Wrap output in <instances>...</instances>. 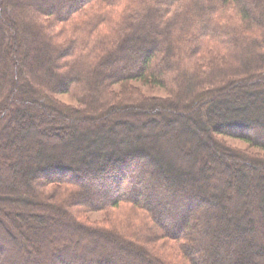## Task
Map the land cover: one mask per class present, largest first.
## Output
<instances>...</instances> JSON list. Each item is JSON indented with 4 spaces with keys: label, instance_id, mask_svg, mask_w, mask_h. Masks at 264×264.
Wrapping results in <instances>:
<instances>
[{
    "label": "trees",
    "instance_id": "obj_1",
    "mask_svg": "<svg viewBox=\"0 0 264 264\" xmlns=\"http://www.w3.org/2000/svg\"><path fill=\"white\" fill-rule=\"evenodd\" d=\"M29 1L0 0V59L9 54L14 67L11 78L0 71V131L20 143L23 130L42 134L36 125L63 119L70 131L52 134L72 149L40 143L0 156V264H264V185L226 203L224 191L191 181L198 166L223 161L221 151L264 174V160L218 142L264 151V0ZM14 14L30 21L21 27ZM36 34L37 52L16 62ZM133 82L166 90L169 101L145 99ZM60 94L80 107L62 106ZM28 104L51 116L12 124ZM162 110L201 130L203 139L190 133L211 148L201 165L182 170L131 135L113 139L120 120L111 118L128 115L121 125L135 129L140 115ZM94 181L92 195L110 193L105 201L88 197L83 182ZM92 212L107 223H90Z\"/></svg>",
    "mask_w": 264,
    "mask_h": 264
},
{
    "label": "rangeland",
    "instance_id": "obj_2",
    "mask_svg": "<svg viewBox=\"0 0 264 264\" xmlns=\"http://www.w3.org/2000/svg\"><path fill=\"white\" fill-rule=\"evenodd\" d=\"M46 1L53 2V0H46ZM21 2L28 9L31 6H33V3L30 2L29 0H21ZM38 5L39 3L37 4V6ZM12 20L17 25H20V26H21V21H23L24 24L30 21V19L28 21V19H25L23 16L21 19L15 14L13 15ZM0 22H1V19H0ZM38 39L40 40L39 35L36 34V36H34L33 39L26 40L27 43L25 41L24 48L23 49L21 48L19 50L20 57L17 58L16 62L18 63L23 62L25 64L26 61L27 62L30 61L31 57L29 58V52L27 49L28 48L31 49L30 54H33L34 51L37 52L39 48L37 46L38 41H39ZM22 53H23V58H21ZM9 56H10L9 54H6L4 59H0V71L2 70V68H5L7 71V77L11 78V76L13 77V74H14V67L10 63L11 60ZM124 66H125V63H124ZM121 67H123V62H117V65L116 67L113 68V70L119 71ZM132 84L138 90V92L140 93V96L145 97V99L152 98V99H156L160 101H169V97H170L169 94L166 92V90L160 87H151L148 85L146 86V85H142L140 82H133ZM4 86H6V89H8L10 87L9 82H6ZM113 90L117 92L121 89L119 87H114ZM54 99L56 100V102H59L62 106L67 107V108L68 107H80L78 103L69 95H65V94L56 95L54 96ZM28 105H25V106H28V110L26 111L27 115H25L24 117L21 116V117L16 118V120L17 119L18 120L17 121L14 120L13 123L11 122L12 124H17L18 122H22L26 120V118L31 116L32 114L34 115L41 114V116L43 115V117L46 116L45 117L46 119H48L51 116L50 113H49V116L46 114L49 112V109H46L48 111L46 112L44 110L38 109L34 105H30V104ZM174 111H179V110L176 109ZM160 114L162 116L153 115L151 112L148 113L147 115L145 114L140 115L139 116L140 122H138L135 125L133 124L134 127H136L135 129H128V127L125 124L121 125V123L126 122L127 119H130L128 115L119 116V118H117L118 116L115 118H111L110 124L114 123L115 121L120 120L117 122V124L119 123L117 127H115L116 134L113 135V139L119 140L120 137L123 135H131L132 137H134L133 139L135 140V142H140L141 144H144V146L141 145L139 147L140 149L143 148L145 151H147L148 156L153 155V154L162 156V159L165 161H168V160L171 161L175 158H178L181 165L180 167H177V168H180L182 170H187L186 167L188 164L190 165V163L201 165L202 159L204 157L206 158V156L209 154L211 155V148H207L205 139L201 142L202 145L198 146L196 144V141L193 140L190 134V133H193L194 135L195 134L201 135L202 134L201 130H199V128H196V127L192 128L191 126L184 124L182 118L177 117L175 119L176 116L172 117L170 115L171 112L168 113V110H162L160 111ZM167 119H170L172 122L168 123L166 121ZM200 120H203L202 117ZM36 127L39 130L41 129L44 133L46 132V134L44 133L41 134L37 132L33 133L31 132V130L29 131L25 129L23 130V132H25L26 134V137H27L25 139L26 141L20 140V143L18 141L14 142L13 140L10 141L9 143L8 141L9 139L8 134L10 131L9 128H6L0 131V143L5 144L4 145L5 147L3 148V150L0 149V156L5 154L7 157H9L8 155L12 151L16 149H20V148H22V150L25 151L26 153H29L28 151L30 149L31 150L30 152L33 153L34 152L33 149H35L38 145H40V143L45 144V145L46 144L47 145L61 144L62 146L58 147V151H57L58 154H63L67 156L69 153H71L72 148L70 147V143L69 141H67L66 137L64 136L60 138L61 140L58 141L56 136L52 134V132H54V134H57V131H58L59 135H61L62 133L60 129L62 128H66V130L70 131L68 122L66 123L63 121V119H58V120H55L54 123H51L48 120L47 123L45 124L40 123L38 124V126L36 125ZM55 128L57 129L56 131H55ZM144 135H147V138L149 139L147 138L142 139V136ZM201 137L203 139V134ZM218 139H219L218 142L222 144V147L225 150H227L229 153H234L235 151L239 150V151L245 152L249 156V160L252 157H258L259 160H264V151H259L255 148H251L250 146H248L246 143H244L243 141L239 139H236V138L234 139V138L225 137V136L224 137L219 136ZM219 154L222 155V157L224 158L223 161L221 159H217L215 155L212 154L217 160H215L214 163L207 161L206 163H204L203 166H198L200 168L199 169L200 171L196 174H193V176H191L193 178L192 180H191V177L188 176L189 180L194 181V182L196 181L195 183H197V186L199 188L204 187L206 188V190L208 187L207 185L209 184L216 186L217 188L215 189V193H217L218 195L220 191H224V195H226V203L229 202L228 199L232 198L234 193L237 190H243L241 197H242V201H245V199L247 198L245 190H247V188L250 185L255 184L256 187L260 186V188L261 186L264 185V178H263L264 174H261L260 172H256L253 170H252L253 172L247 171L244 167H241L244 164L242 162L236 161L235 158H232L233 157L232 155L231 156L226 155L222 151ZM183 162H184V166L182 165ZM187 174L189 175V171H187ZM210 174L211 176H208ZM214 174H216L215 175L216 177L218 176L217 177L218 179L214 177ZM187 178L184 180L182 179L181 180L187 181ZM99 182L94 181V182H91L90 185L87 184V182H83V187L87 191L88 197L92 201L93 200L94 201H97V200L105 201L107 198L110 197V193H106L104 196L102 194L97 197H94L92 195L93 186L95 185L97 186ZM214 203L219 204V201L214 200L213 204ZM86 217L90 223H95V222H98L99 224L104 223V222L107 223L106 221H104V218L106 217V215L100 212L88 213ZM43 248L44 246L41 245L40 246L41 252L42 250H44Z\"/></svg>",
    "mask_w": 264,
    "mask_h": 264
}]
</instances>
